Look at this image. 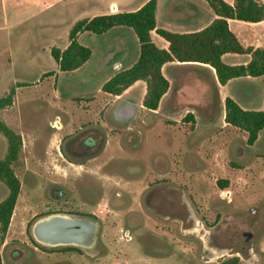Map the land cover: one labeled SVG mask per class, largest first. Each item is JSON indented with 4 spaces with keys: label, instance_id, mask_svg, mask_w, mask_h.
<instances>
[{
    "label": "rangeland",
    "instance_id": "1",
    "mask_svg": "<svg viewBox=\"0 0 264 264\" xmlns=\"http://www.w3.org/2000/svg\"><path fill=\"white\" fill-rule=\"evenodd\" d=\"M50 1L0 0V94L15 82L27 83L16 87L13 104L6 111L0 109V119L17 133L19 128L25 138L12 164L20 191L3 241L0 233L2 264H128L138 255L183 264H223L238 256L236 264H264V127L257 143L247 146L243 131L225 124L219 98L224 93L238 98L242 91L238 82L248 79L256 85L250 99H239L241 104L264 110V76L236 78L223 86L215 82V91L208 94L214 100L195 109L196 116L192 112L193 125L181 120L187 113L184 106L161 107L156 113L137 110L129 120L116 121L118 129L110 131L121 132L116 147L89 160L103 143L104 128L83 122L91 115L82 105L85 98L100 97V85L108 74L130 64L137 40L124 27L83 34L82 41L92 50L89 61L77 71L42 77L56 70L50 47L61 46L68 26L97 9L95 0ZM159 1L160 5L174 2ZM251 27L252 32L258 31L257 26ZM153 37L164 43L158 35ZM113 38L123 42L126 54L101 69ZM248 58L223 55L228 63ZM140 85L122 99L130 97L140 105ZM126 125L140 130L141 147L135 145L139 141L125 139ZM69 131L59 142L58 135ZM145 132L150 134L145 137ZM6 148L0 133V159ZM75 151L79 154L70 153ZM218 178H228L230 184L220 188ZM56 188L65 193L55 199L49 192ZM224 190L230 195H224ZM6 194L0 180V200ZM35 211L39 213L32 216ZM48 212L94 216V245H49L36 240L32 225ZM129 229L130 235L125 234ZM246 231L251 233L248 240ZM206 237L228 250L219 254L207 249Z\"/></svg>",
    "mask_w": 264,
    "mask_h": 264
},
{
    "label": "trees",
    "instance_id": "2",
    "mask_svg": "<svg viewBox=\"0 0 264 264\" xmlns=\"http://www.w3.org/2000/svg\"><path fill=\"white\" fill-rule=\"evenodd\" d=\"M214 16L204 27L197 30L174 31L156 25L155 10L157 0H146L134 10L99 13L77 19L68 31V44L64 48L52 46L50 55L60 73H71L81 68L91 57L92 50L86 45L83 34H102L115 27L132 31L138 43L134 62L110 74L100 89L111 95H120L138 81L145 83L142 105L155 110L163 95L169 90L170 82L162 72L165 63L197 62L212 68L218 84L226 85L236 78H258L264 76V47L242 41L232 30L230 20L264 22V1L257 0H205ZM151 31L161 37L165 47H160L151 38ZM246 54L249 59L242 63L230 64L222 59L224 54ZM43 73L42 77L52 75ZM56 78V75H55ZM27 85L15 82L8 91L0 94V109L13 104L16 87ZM224 122L245 133V144L255 145L264 127V110L243 107L231 95L223 99ZM264 107V96H263ZM183 122L195 123V116L187 112ZM0 133L7 141L5 155L0 159V180L7 187L6 196L0 200L1 240L7 231L10 218L20 191V181L12 164L17 161L22 147L21 135L0 119ZM216 184L224 188L229 184L226 178H218ZM48 212L46 214H50ZM62 250H76L63 247ZM238 256L223 261V264H236ZM0 264L2 258L0 255Z\"/></svg>",
    "mask_w": 264,
    "mask_h": 264
},
{
    "label": "crops",
    "instance_id": "3",
    "mask_svg": "<svg viewBox=\"0 0 264 264\" xmlns=\"http://www.w3.org/2000/svg\"><path fill=\"white\" fill-rule=\"evenodd\" d=\"M95 1L97 3V9H96V13L94 12V14H99V13L117 12V11H123V10H134L138 8L139 6H141L146 0H137L135 2L134 0L133 1L132 0L131 1L130 0H95ZM226 1H228L229 3L233 2V0H226ZM257 1L261 2L264 0H257ZM51 2L52 0L49 2V4ZM111 5H113L114 8H111ZM94 14H91L89 16H92ZM158 16H160V20ZM213 16L214 14L212 10L210 9L209 5H207V2L205 0L204 1L203 0H174L172 5L164 4V3L160 5V1L157 0L156 10H155L156 25L159 27H164V28L174 30V31H188V30L200 29L204 27L205 25H207L211 21ZM73 23L74 22H72L70 26H68V28L65 30L64 42L61 46H59V48L62 49L68 44V31ZM252 24L258 27V31L252 32V27H251ZM230 25H231L232 30L236 33V35L238 36L240 40L249 42V43L254 42V44L260 47H264V23L263 21L247 22V21H242V20H230ZM110 31L111 29L108 30L107 32H110ZM153 34H156V33L154 31H151V38L155 42V44H157L160 47H165L166 46L165 41L164 43H161V41L160 42L155 41ZM137 47H138V43H137ZM137 52H138V48L135 54H133L130 64L135 61L137 57ZM125 54H126V48L123 42L119 38H113L112 45L109 46V48H107V50L105 51L103 61L100 64L99 68L102 69L109 63H112L117 58ZM222 59H223V56H222ZM230 64H235V63H230ZM207 67L209 66H206L204 64L197 63V62L165 63L162 66V72L169 80L170 87H169V90L161 98L159 107L155 110H149V111L156 113L161 107L170 108V107L184 106L182 107L184 112L186 111L193 112L195 114V109L203 108L207 102L213 101L214 99L212 95H208V94L212 93V91H215V88H216L215 82L217 83V81L215 79L214 72L209 73V71L206 69ZM51 71H53V74L49 76L57 75L58 73L57 64H56V70H51ZM109 75L110 74H108L104 78V80ZM139 83L142 84L140 85L141 86L140 88L142 89V92H141L142 94L140 97V105L137 106L136 102L130 97L128 98L126 97L125 99H122L123 98L122 96L124 94H126L128 91H130L132 88H134ZM238 84L242 85L241 87L242 91L236 94L238 98H235V96L229 93H224L221 95V97H219L218 95V97L223 100L224 96L228 94V95H231L233 98H235L239 102V104H241L240 100H242L243 98L250 99L252 97L251 91L255 87L256 84L248 79L240 80ZM144 91H145V83L143 81H138L134 83L133 85L129 86L120 95H111L101 90L99 98L97 97L96 98L94 97L85 98V101H84L85 104H83L82 107L86 110L85 111L86 114L91 115V118L90 120H86L83 122H90L92 128H95V129L104 128L103 136H101L103 137L101 138L103 139V143L98 148V152L94 153L92 156H90V158H88L89 160L91 159L92 161H94L96 158H99V156L102 153H106V152L108 153V151H111L112 149L116 147L117 145L116 139L119 136H121V132L117 130L114 134L110 133L111 130L118 129L115 125L116 121L121 120L119 122H125L129 120L130 118H132L137 112V110H148L141 103ZM7 109L8 108H3L2 110L6 111ZM2 119H5V118H2ZM162 123H163V119L160 120V124ZM70 132L71 131L65 134H59L58 141L60 142V139L66 134H69ZM18 133L21 135L22 140H24L25 138H24L23 132L19 130V128H18ZM146 134L147 132H145V137H146ZM149 134L150 133H148L147 135ZM55 135L53 137H55ZM154 135L153 136L155 138L158 137L157 133H155ZM124 136L126 140L128 139L130 141L132 140L139 141L140 144H135V145L137 147L139 146L141 147L142 142H143L142 140H140L142 139L141 132L139 129H136L133 125L125 126ZM53 137H51V142H53ZM50 152L52 151H48L49 156L51 155ZM64 165L63 167H65ZM79 165H82V164L80 163ZM38 213H39L38 211H35L33 212L32 216ZM50 214H53V213H50ZM47 215L49 214H43L41 216H38V218H36V220L34 221L32 225L33 236H34L33 226L35 222L38 220H41ZM12 219L13 217L11 215L8 229H10ZM124 233L127 235H130L129 234L130 229L125 230ZM36 240L38 239L36 238ZM128 264H183V263L181 261H178V262L171 261V260L169 261V260L164 259L163 257H150V256L147 257L145 255H138L130 259Z\"/></svg>",
    "mask_w": 264,
    "mask_h": 264
},
{
    "label": "bare ground",
    "instance_id": "4",
    "mask_svg": "<svg viewBox=\"0 0 264 264\" xmlns=\"http://www.w3.org/2000/svg\"><path fill=\"white\" fill-rule=\"evenodd\" d=\"M66 219L71 221H79L76 218H71L68 216H65ZM48 220V219H47ZM46 221V217L42 218L37 222V224L34 227V236L43 244H49V245H59L64 243H72V244H78L80 246H83L85 248H88L91 246V243L93 241V231H94V224L89 222L88 220L83 219V223L85 224V229L82 231H74L67 233L66 235H52L49 234H43L39 232V224Z\"/></svg>",
    "mask_w": 264,
    "mask_h": 264
},
{
    "label": "water",
    "instance_id": "5",
    "mask_svg": "<svg viewBox=\"0 0 264 264\" xmlns=\"http://www.w3.org/2000/svg\"><path fill=\"white\" fill-rule=\"evenodd\" d=\"M65 216L71 217L66 214H49L46 217V221L39 224V232L43 234L52 233L53 235H58L62 232H74V231H82L85 229V224L83 223V219L76 218L79 221H71L69 222ZM74 218V217H71ZM48 219V220H47ZM39 221V220H38ZM35 222L34 226L37 224ZM245 236V240H248L251 237V233L246 231L243 233ZM224 251H227V248H223Z\"/></svg>",
    "mask_w": 264,
    "mask_h": 264
},
{
    "label": "flooded vegetation",
    "instance_id": "6",
    "mask_svg": "<svg viewBox=\"0 0 264 264\" xmlns=\"http://www.w3.org/2000/svg\"><path fill=\"white\" fill-rule=\"evenodd\" d=\"M81 146H84V147H86L85 145H84V143H81ZM67 151H68V149H67ZM77 151H75V152H70L71 154H73V155H76V154H79L78 152L76 153ZM64 193H65V191L64 190H62V189H58V188H56L54 191H52V192H49V195L51 196V197H53V198H57V197H61V196H63L64 195ZM74 218H79V219H85V220H88L89 222H91L92 224H94V231H93V241H92V243H91V246H93L94 245V243L96 242V222H95V217L94 216H91V215H89V214H85V215H83V214H81V215H77V216H73ZM71 232V231H70ZM69 231L68 232H62V233H59L58 235H66L67 233H70ZM61 235V236H62ZM204 240H205V246H206V248L207 249H212V250H214L215 252H217V253H223V248L222 247H220V246H218V245H216V244H214V242L210 239V238H208V237H206V238H204ZM59 245H65V246H71V245H76V246H79V247H83V246H80V245H78V244H72V243H69V242H67V243H64V244H59ZM90 246V247H91ZM89 248V247H88ZM246 258L245 259H243V263L244 262H246Z\"/></svg>",
    "mask_w": 264,
    "mask_h": 264
},
{
    "label": "built area",
    "instance_id": "7",
    "mask_svg": "<svg viewBox=\"0 0 264 264\" xmlns=\"http://www.w3.org/2000/svg\"><path fill=\"white\" fill-rule=\"evenodd\" d=\"M111 8H114V6L113 5H111ZM224 192V195H226V196H229L230 194V192L228 191V190H224L223 191Z\"/></svg>",
    "mask_w": 264,
    "mask_h": 264
}]
</instances>
